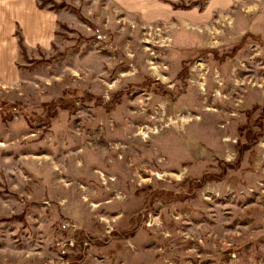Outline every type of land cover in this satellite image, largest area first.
Segmentation results:
<instances>
[{
    "label": "rangeland",
    "instance_id": "rangeland-1",
    "mask_svg": "<svg viewBox=\"0 0 264 264\" xmlns=\"http://www.w3.org/2000/svg\"><path fill=\"white\" fill-rule=\"evenodd\" d=\"M36 1L56 37L0 46V264H264V0Z\"/></svg>",
    "mask_w": 264,
    "mask_h": 264
},
{
    "label": "crops",
    "instance_id": "crops-1",
    "mask_svg": "<svg viewBox=\"0 0 264 264\" xmlns=\"http://www.w3.org/2000/svg\"><path fill=\"white\" fill-rule=\"evenodd\" d=\"M113 1L126 10L139 12L131 9V0ZM141 5H144L141 6V12H144L147 6L143 3ZM0 14L3 15L0 17V46L16 44V36L14 37L13 33L19 25L23 29L22 34L28 46L46 47L56 37L55 33L59 25L57 15L45 9L41 10L36 0L1 1ZM5 70V67L0 65V76L5 74Z\"/></svg>",
    "mask_w": 264,
    "mask_h": 264
},
{
    "label": "trees",
    "instance_id": "trees-1",
    "mask_svg": "<svg viewBox=\"0 0 264 264\" xmlns=\"http://www.w3.org/2000/svg\"><path fill=\"white\" fill-rule=\"evenodd\" d=\"M39 6H40L41 9L44 8V5H43V4H41V5H39ZM175 7H177V6H175ZM19 46H20V48H21L22 53L25 54V52H26V47H25V45H24V43H23V39H22V37H19Z\"/></svg>",
    "mask_w": 264,
    "mask_h": 264
}]
</instances>
